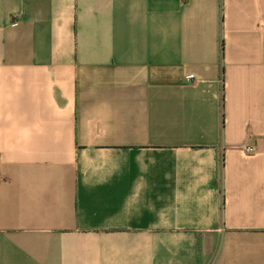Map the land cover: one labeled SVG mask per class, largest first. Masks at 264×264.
Listing matches in <instances>:
<instances>
[{
  "label": "crops",
  "instance_id": "0c3cea01",
  "mask_svg": "<svg viewBox=\"0 0 264 264\" xmlns=\"http://www.w3.org/2000/svg\"><path fill=\"white\" fill-rule=\"evenodd\" d=\"M0 264H264V0H0Z\"/></svg>",
  "mask_w": 264,
  "mask_h": 264
},
{
  "label": "built area",
  "instance_id": "2783aa9c",
  "mask_svg": "<svg viewBox=\"0 0 264 264\" xmlns=\"http://www.w3.org/2000/svg\"><path fill=\"white\" fill-rule=\"evenodd\" d=\"M243 150L246 152V153H251L253 151V148L252 147H243Z\"/></svg>",
  "mask_w": 264,
  "mask_h": 264
}]
</instances>
